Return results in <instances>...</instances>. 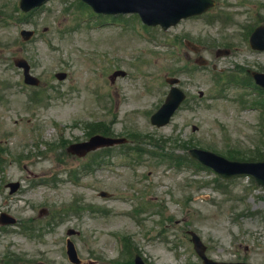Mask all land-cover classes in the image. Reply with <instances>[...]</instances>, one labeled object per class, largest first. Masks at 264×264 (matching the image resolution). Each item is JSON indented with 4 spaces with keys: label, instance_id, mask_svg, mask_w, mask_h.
<instances>
[{
    "label": "rangeland",
    "instance_id": "374dc122",
    "mask_svg": "<svg viewBox=\"0 0 264 264\" xmlns=\"http://www.w3.org/2000/svg\"><path fill=\"white\" fill-rule=\"evenodd\" d=\"M16 1L0 0V212L21 222L33 219V227L29 235L20 225L0 227V264H69L64 254L69 227L80 231L72 240L82 264H123L128 255L126 248L121 250L122 237L149 264H198L187 228L202 236L213 259L264 264V197L246 194L238 201L233 191L240 193L242 183L233 180L226 182L228 194L206 201L201 194L212 173L187 166L177 170L165 155L173 153L172 138L177 136L208 141L214 149L229 141L251 148L253 138L240 141L251 132V122H256V136L264 137V113L241 111L225 99L211 107L206 105L209 101L193 102L160 128L149 119L167 93L165 76L181 72L183 86L194 95L212 82L208 70L189 73L183 68L188 56L180 47L181 57L175 53L178 38L191 31L204 35L210 42L205 54L233 42L230 56H208L226 71L246 59L264 68V54L248 56L238 34L215 26L208 34L196 20H185L166 32L147 31L150 39L137 33L135 17L125 19L124 27L121 22L102 24L90 18L68 32L77 11L71 0H50L27 19L16 18ZM227 1L243 2L238 8L246 24L264 18V0H218L216 10ZM235 27L245 37L243 23ZM22 28L35 31L31 41L21 43ZM119 29L129 30L122 45L113 40ZM19 57L28 60L41 80L39 87L23 84L21 71L13 65ZM118 68L126 75L110 83L109 75ZM57 71H65L66 79L56 80ZM96 122L128 142L97 152L98 162L84 168L90 155L73 158L60 144L83 139ZM11 181L20 183L13 194L6 187ZM101 190L111 196L100 197ZM230 194L235 202L229 201ZM243 199L249 207L237 214L235 205L245 204ZM255 205L259 213L247 215ZM66 207L72 210L65 212ZM19 257L23 260L15 261Z\"/></svg>",
    "mask_w": 264,
    "mask_h": 264
},
{
    "label": "water",
    "instance_id": "95a60500",
    "mask_svg": "<svg viewBox=\"0 0 264 264\" xmlns=\"http://www.w3.org/2000/svg\"><path fill=\"white\" fill-rule=\"evenodd\" d=\"M91 1L94 2V4L97 6L98 4H100L99 9H102L101 7L103 6H111L112 4H115V3L119 7L123 3L127 5L126 9H136L140 11L143 16H147L150 11L155 9V2H156V0H91ZM162 8L164 7L160 5L158 6L157 9H162ZM153 15H154V12H153ZM17 64L22 65L25 68L27 67L26 64L23 62H18ZM161 114H163V112H161ZM160 117H162V115H160ZM156 120H159V118L156 117Z\"/></svg>",
    "mask_w": 264,
    "mask_h": 264
}]
</instances>
